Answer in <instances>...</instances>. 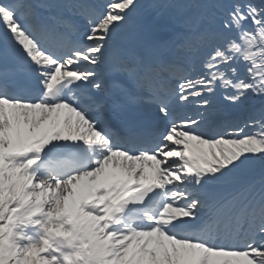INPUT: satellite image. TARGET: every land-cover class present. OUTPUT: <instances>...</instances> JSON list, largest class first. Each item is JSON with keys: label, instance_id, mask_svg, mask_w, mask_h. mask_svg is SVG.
<instances>
[{"label": "snow or ice", "instance_id": "1", "mask_svg": "<svg viewBox=\"0 0 264 264\" xmlns=\"http://www.w3.org/2000/svg\"><path fill=\"white\" fill-rule=\"evenodd\" d=\"M0 264H264V0H0Z\"/></svg>", "mask_w": 264, "mask_h": 264}]
</instances>
